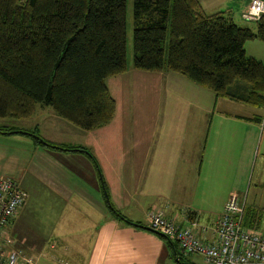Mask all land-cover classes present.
Wrapping results in <instances>:
<instances>
[{"label":"crops","instance_id":"0c3cea01","mask_svg":"<svg viewBox=\"0 0 264 264\" xmlns=\"http://www.w3.org/2000/svg\"><path fill=\"white\" fill-rule=\"evenodd\" d=\"M186 79L127 65L124 73L106 80L115 102L112 121L90 131L38 104L27 118H0V127L34 131L54 145L83 147L99 166L98 171L83 153L55 151L29 137L0 131V181L11 179L28 194L11 228L15 247L27 254L22 248L29 246L25 245L28 236H45L40 245L29 246L39 250L43 264H52L42 253L45 250L64 264L174 263L158 235L115 220L107 202L143 225L154 210L181 227L198 222L207 229L197 227V233L212 240L213 224L231 196L227 169L239 166L240 151L232 144L231 156L221 158L223 135L212 131L214 116L210 120L208 115L217 109L224 123L250 127H262L264 118L259 113L262 108L247 115L219 108L224 98L215 95L207 104L201 100L203 93ZM240 203L247 205L245 198ZM76 222L79 228H67ZM187 258L204 264L199 256Z\"/></svg>","mask_w":264,"mask_h":264},{"label":"trees","instance_id":"16d2710c","mask_svg":"<svg viewBox=\"0 0 264 264\" xmlns=\"http://www.w3.org/2000/svg\"><path fill=\"white\" fill-rule=\"evenodd\" d=\"M200 1L133 0V68L177 73L215 97L264 108V63L244 50L248 40L264 43V16L252 30L225 12L206 13ZM126 42V0H0V118H27L38 104L83 131L109 124L115 102L106 80L126 71ZM0 131L83 153L99 171L83 147L54 145L34 131ZM107 205L115 220L148 231ZM243 225L262 228V210L246 206ZM159 237L175 264H194L176 242Z\"/></svg>","mask_w":264,"mask_h":264},{"label":"built area","instance_id":"2783aa9c","mask_svg":"<svg viewBox=\"0 0 264 264\" xmlns=\"http://www.w3.org/2000/svg\"><path fill=\"white\" fill-rule=\"evenodd\" d=\"M259 10L257 15H253ZM264 16V0H250L241 14L249 22ZM27 201V193L13 180L0 181V264H37L32 255L15 247L12 225ZM244 206L231 195L218 220L213 224L212 240L202 238L193 222L189 227L179 226L161 211H151L146 227L168 236L176 242L184 256H200L205 264H264V227L254 229L243 225Z\"/></svg>","mask_w":264,"mask_h":264},{"label":"rangeland","instance_id":"374dc122","mask_svg":"<svg viewBox=\"0 0 264 264\" xmlns=\"http://www.w3.org/2000/svg\"><path fill=\"white\" fill-rule=\"evenodd\" d=\"M132 1L126 0V59L127 65H132L133 61V48H132ZM204 3L203 9L207 13H214L216 11H222L226 14H230L234 22L241 27H248L254 30L255 24L251 22H246L241 19V14L245 10L248 2L250 0H201ZM230 11V12H229ZM244 50L248 56H252L262 62H264V43L259 40H248L244 44ZM193 88H197L203 94H201V100L209 103L210 96L214 100V93L209 89L200 87L194 84L190 80L186 79ZM205 94V95H204ZM221 103L218 104L219 108H228L233 114L247 115L252 113L256 108L240 103L231 102L222 99ZM213 103V102H212ZM259 113L264 118V108L259 110ZM213 118L212 131L217 129L220 134L223 135L224 142L222 144L221 158L224 159L228 157V148H233L232 144H235L239 151L237 167H228V177L227 181L229 187L227 189L228 195H236L240 200H246V206L248 204H253L255 207L262 210V227H264V125L259 127H250L245 123L239 122L238 125L228 121L224 123L219 119L217 114V109H215L213 115H208V119ZM221 122V123H220ZM231 156V154H229ZM241 159V161H240ZM232 161V158H231ZM230 161V162H231ZM229 198V197H228ZM253 205V208H255ZM258 210V209H257ZM206 215L204 214L200 220L205 221ZM79 228L78 223L71 224L67 228ZM78 232L75 231L74 235ZM23 236H19L21 239ZM30 240L26 241L25 245L30 246V243H35L37 245L41 244L42 239L45 236H28ZM29 246L22 248L27 254H34L38 258V264H43L45 258H41L38 249L29 250ZM49 248V247H48ZM36 252H34V251ZM42 253L49 256L52 264H64L63 260H59L56 255L54 259L51 258L52 251L45 250ZM202 259V258H201ZM194 263L202 264L198 259L191 258ZM58 262V263H57ZM204 263V262H203ZM169 264H174L170 262ZM205 264V263H204Z\"/></svg>","mask_w":264,"mask_h":264},{"label":"water","instance_id":"95a60500","mask_svg":"<svg viewBox=\"0 0 264 264\" xmlns=\"http://www.w3.org/2000/svg\"><path fill=\"white\" fill-rule=\"evenodd\" d=\"M146 228H147L148 231H150V232H152V233H154V234H156V235H159V236H161V237H166V236H164L163 234L158 233V232H155V231L151 230V229L148 228V227H146Z\"/></svg>","mask_w":264,"mask_h":264},{"label":"clouds","instance_id":"9594fccd","mask_svg":"<svg viewBox=\"0 0 264 264\" xmlns=\"http://www.w3.org/2000/svg\"><path fill=\"white\" fill-rule=\"evenodd\" d=\"M258 12H259V10H255V11L253 12V15H257V18H258Z\"/></svg>","mask_w":264,"mask_h":264}]
</instances>
